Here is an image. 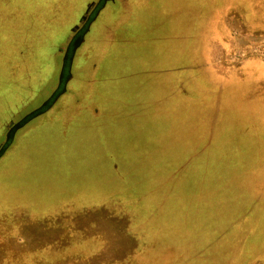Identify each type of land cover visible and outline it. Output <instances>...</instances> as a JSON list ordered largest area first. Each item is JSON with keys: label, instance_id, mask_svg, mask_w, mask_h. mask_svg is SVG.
<instances>
[{"label": "rangeland", "instance_id": "1", "mask_svg": "<svg viewBox=\"0 0 264 264\" xmlns=\"http://www.w3.org/2000/svg\"><path fill=\"white\" fill-rule=\"evenodd\" d=\"M84 1L0 0V264H263L264 0Z\"/></svg>", "mask_w": 264, "mask_h": 264}, {"label": "trees", "instance_id": "2", "mask_svg": "<svg viewBox=\"0 0 264 264\" xmlns=\"http://www.w3.org/2000/svg\"><path fill=\"white\" fill-rule=\"evenodd\" d=\"M230 1H233V0H230ZM243 1V0H242ZM225 7H227L226 5L225 6H223L222 8H217V9H215L214 8V12L215 11H217L218 12V17H217V19L215 20V22H212L211 24H209V25H205L204 27H203V29H204V33H203V35H205V31H206V29L208 28V27H211V26H213V25H215L216 23H217V20L219 19V15H220V13L221 14H227L226 13V11H229V12H235L234 14H236V15H238L237 14V10H238V8H239V6L236 8V7H234L233 5L232 6H230L229 7V9L228 8H225ZM240 8H242V7H240ZM245 8V7H244ZM245 9H247V8H245ZM247 11L248 12H250V13H252L253 11H255V8H254V5H252V3H251V8L250 9H247ZM224 12V13H223ZM232 13H230L231 14V16H235V15H233ZM230 14H228V16L230 15ZM235 18L237 19V21H239L238 20V17H236L235 16ZM241 28H243L244 30H247V29H245V27H244V25H241V24H238ZM205 37V36H204ZM66 43H68L67 42V39H66V41H64L62 44H60L59 45V49L58 50H60V46H65L64 44H66ZM59 53V51L57 52V54ZM194 69L196 68V67H193ZM191 77V76H190ZM193 77H194V81L195 82H201L202 80L199 78V76H197L196 74H194L193 75ZM203 77H204V75H203ZM203 77H202V79H203ZM212 86H210L207 90H211V91H209V92H213V90H212ZM201 89L203 90V86H201ZM223 89V95H222V97H221V99H222V102H223V100H224V98L226 97V96H232L231 97V100H232V104H233V107H234V112H236V122L239 124V123H242V122H240V119H241V117H240V115H242L243 117L245 116V115H249L251 112V109H249V108H242L241 106H239V104L234 100V93H235V90H236V86L234 85V84H232V83H228L227 84V86L225 87V88H222ZM217 90H218V92L220 91L221 92V89H218L217 88ZM239 91V90H238ZM215 93H216V91H214ZM237 92V91H236ZM183 97H185V95H183ZM198 97H199V95H196V96H194V98H190V97H185V98H189V99H194V100H196V99H198ZM217 97H219V96H217ZM216 97V98H217ZM214 98V97H213ZM214 106V104H211L210 105V108L211 107H213ZM253 110V109H252ZM253 112H254V110H253ZM241 113V114H240ZM4 128V127H3ZM240 128H241V126H240ZM258 255H260V257H263L264 258V255L262 254V253H258ZM251 256V258H252V255H250ZM259 257V258H260ZM263 264H264V261H263Z\"/></svg>", "mask_w": 264, "mask_h": 264}, {"label": "flooded vegetation", "instance_id": "3", "mask_svg": "<svg viewBox=\"0 0 264 264\" xmlns=\"http://www.w3.org/2000/svg\"><path fill=\"white\" fill-rule=\"evenodd\" d=\"M87 1H88V0H85L84 3H82V6H83L84 8L87 7V6L90 8V10H91V17H90V19H91V18H92V15H93V11L95 10L96 6L100 4V0H89L88 2H87ZM85 5H86V6H85ZM89 8H88V9H89ZM78 15H79V14H78ZM78 15H77V16H78ZM93 20H95V18L92 19L91 21H90V20L88 21V24H87V27H86L87 29L91 27V24H92L91 22H92ZM259 25H260V26H259ZM252 26H253V25H252ZM258 26H259V27H257V29L261 30V29L264 27V23H263V24L258 23ZM262 26H263V27H262ZM255 29H256V27H255ZM259 30H258V31H259ZM254 33H255V32H254ZM69 43H70V42H69ZM69 43H68V44H69ZM67 47H68V46H67Z\"/></svg>", "mask_w": 264, "mask_h": 264}, {"label": "crops", "instance_id": "4", "mask_svg": "<svg viewBox=\"0 0 264 264\" xmlns=\"http://www.w3.org/2000/svg\"><path fill=\"white\" fill-rule=\"evenodd\" d=\"M239 1H240V0H239ZM238 5H239V7H240V4H238ZM238 5H237V6L234 5V7L237 8ZM234 13H235V12H234ZM234 13H232V14L235 15V16L237 17V15L234 14ZM235 16H232L233 19H236ZM233 19H232L231 21H233ZM246 24H247V25H246ZM246 24H243V25H244L245 29H247V30H244L243 28L240 27V28L242 29V30H241V33H242V34H243V33H251L252 31H254V29L249 30V29H250L249 26H248L249 22H247ZM237 26H239V25L237 24ZM237 26H236V27H237ZM253 26H254V25H253ZM259 31H260L261 33H264V27H263L261 30H259ZM233 32H234V31H233ZM233 32L231 33V35L235 36V34H234ZM254 32H255V31H254ZM252 34H254V33H252ZM230 41H231V40L228 39V40H227V43L230 44Z\"/></svg>", "mask_w": 264, "mask_h": 264}, {"label": "water", "instance_id": "5", "mask_svg": "<svg viewBox=\"0 0 264 264\" xmlns=\"http://www.w3.org/2000/svg\"><path fill=\"white\" fill-rule=\"evenodd\" d=\"M85 31H86V30H85ZM85 31H84V32H85ZM84 32H82V33H84ZM77 38H78V37H77ZM77 38H75V39H74V40H73V41H72V42L69 44V47H68L67 54H68V52H69V50H70V46H72V45H73L72 43H73V42H74V41H75ZM10 133H11V132H10Z\"/></svg>", "mask_w": 264, "mask_h": 264}]
</instances>
